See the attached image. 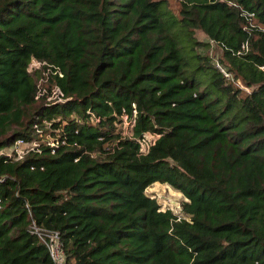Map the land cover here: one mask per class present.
Wrapping results in <instances>:
<instances>
[{
	"label": "trees",
	"instance_id": "obj_1",
	"mask_svg": "<svg viewBox=\"0 0 264 264\" xmlns=\"http://www.w3.org/2000/svg\"><path fill=\"white\" fill-rule=\"evenodd\" d=\"M176 1L0 0V149L42 120L64 139L0 155V264H54L31 222L64 264H264V0Z\"/></svg>",
	"mask_w": 264,
	"mask_h": 264
},
{
	"label": "built area",
	"instance_id": "obj_2",
	"mask_svg": "<svg viewBox=\"0 0 264 264\" xmlns=\"http://www.w3.org/2000/svg\"><path fill=\"white\" fill-rule=\"evenodd\" d=\"M243 47L244 45H241V48ZM33 61L35 60L31 59L30 64L28 66V70L37 68L42 64L37 61H35L34 63ZM215 66L219 70V72H221L225 77H228V74L225 73L222 68H220L217 64H215ZM57 74L60 76L59 73ZM37 86L38 88L35 95V99H37L39 96H43L45 103L61 102L65 99L60 90L55 86L51 87L50 90H46L41 85ZM88 119L90 120V122H93V117L90 113ZM53 120H57V118L54 117ZM57 133L58 129H51L50 123L46 120H42L41 126L38 124L33 126V136L31 138H19L14 140L8 146H5L0 149V155H5L7 157H11L14 160H19L31 151L40 153L42 149H46L48 153L53 154L58 145L64 142V139H57ZM74 133H76V130H74ZM145 134L142 138L138 140L140 152H145L147 147L153 143L155 138L153 137L149 139L145 136ZM6 148L8 149L7 152L3 150ZM30 169H32V166L30 167ZM167 200L168 199L166 198V201ZM29 231L31 234L36 235L37 238L45 245L48 255L50 259L54 262V264H64V256L61 241L59 239L57 231L38 227L33 222H31L29 225Z\"/></svg>",
	"mask_w": 264,
	"mask_h": 264
},
{
	"label": "rangeland",
	"instance_id": "obj_3",
	"mask_svg": "<svg viewBox=\"0 0 264 264\" xmlns=\"http://www.w3.org/2000/svg\"><path fill=\"white\" fill-rule=\"evenodd\" d=\"M169 6L171 8H177V1L176 0H168ZM195 37L198 40L204 41L206 46L203 48L208 55H211L214 58H217L219 56V50L218 48L210 43L206 36L199 30L195 31ZM35 63V61H33ZM33 63V64H34ZM32 64V65H33ZM120 120L119 123H116L117 127L116 129H120L122 133L126 132V127H127V119L123 116L118 117ZM147 138H153L155 137L151 133L145 134ZM5 152L8 151V149H3ZM145 194L148 195L149 197H152L155 199V201L159 204L160 209H169L172 213L178 214L179 212V203L183 199L181 194L168 186L165 183H159V182H154L150 186H148L145 189ZM166 198L168 199L166 201Z\"/></svg>",
	"mask_w": 264,
	"mask_h": 264
}]
</instances>
